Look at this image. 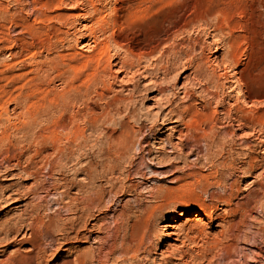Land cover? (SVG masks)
<instances>
[{
  "label": "rangeland",
  "instance_id": "rangeland-1",
  "mask_svg": "<svg viewBox=\"0 0 264 264\" xmlns=\"http://www.w3.org/2000/svg\"><path fill=\"white\" fill-rule=\"evenodd\" d=\"M34 1L33 0H0V22L5 25L4 30L7 33L10 32L11 37L13 39L19 36L26 41H31L30 34L28 33L26 34L25 29L22 28L21 26H17V24L15 23L17 21L21 22V20L26 18H28L31 22L33 21V19L35 18V11L37 12V10L33 9V7H35L38 0L36 3ZM80 1L82 2L83 0ZM98 1L100 8L102 7L100 11L101 14L99 13V15L101 16H103L104 14L108 16L110 15V12L112 14L114 5L115 6H117L118 4H120L118 6H121V4L126 5L123 2L124 0L123 1L98 0ZM173 1L146 0L142 4L143 9H149L147 11L149 15V16L147 15L148 17L154 15L156 13L155 11L160 12V18H162L161 19L162 22L166 20L165 18L166 16L168 17V13H170V11H177L179 9L176 13V17H178L176 20L178 22L176 21L175 28L174 26H172L173 28L170 29L169 33L167 35H164V37H168V39L166 38V40L163 41L162 46H164V49H167L165 50L166 51L165 54L167 53V55L163 57L165 61L168 60V63L171 64L177 60L178 61L181 60L179 61V63L183 67L180 64L179 66L180 68L182 67L183 69L179 68V70L177 69L174 70L175 73H173L172 71L171 73L168 74L169 77L167 79H169L173 85L166 91L165 94L166 95L168 94L167 97L170 98L173 101L174 105L176 106H180L179 104H183L182 106L193 104L191 105L192 107H196L197 109L204 110L203 106L207 105L209 111L217 110L219 112L218 114L220 116L219 115L218 116L220 117L221 121L217 123L216 129H218L217 130L219 132L218 138L221 140L222 143L213 146L212 149L210 150V146H207L204 141H201L199 143L193 142L190 144H188L187 141H184V144H187L184 153L188 155L181 159V157L180 158L178 157L179 153L177 152H182V151L176 150L175 153H170L171 155L170 158L166 159V156H164L163 153L164 151L162 150V146L161 144L158 143V140L160 136L165 137L169 132L167 131L166 133H162V132L154 133L152 129V121L148 120L146 115L149 114V112H152V114L159 112L161 107V100H162L160 99V97L162 98L163 96L164 98L166 95L164 96V94H161L157 91L155 92L154 89H150L146 97L144 98L138 97L139 103L141 104V105L139 104L140 114L137 118L135 117V119L133 118L131 119L133 123H136L135 129H137L136 131L138 132V133L136 132L137 142L134 143V145L132 144L131 148L128 151L129 153L127 152L128 155L126 154L125 157L126 159L123 157L124 160L123 159L119 160L121 166L117 165L116 161H112L102 156H98L96 160L90 158L91 156H88L89 158L86 156L81 160L82 163L81 162L78 163L75 159L78 155L76 153L74 155V158L72 157L71 160L69 158L68 159L64 158L67 160L62 159L64 160V162L67 161V165L66 163L64 164L63 161L59 162L57 165L58 167L56 166L58 168L57 170L55 169L56 167L55 168L53 167L51 162L49 163L48 161L46 162L47 160L46 157L48 156V158H50L52 156L51 154H53L52 153L53 149L50 147L51 143L50 142H49L50 144L47 143L45 145V148L42 149L40 148V145L35 144V142L38 135L40 136V134H47L50 131V129L52 128V122H51L53 119L52 115L57 114V116H59V112L52 114V111L50 113L46 111L33 124L30 121V119L26 117L25 114L24 117L26 118L21 117V121L27 122L25 124L24 122H22L23 123L22 126L25 128L23 130L24 132L23 134L21 132L12 137L15 146L14 147L11 146L13 152H11L10 154L15 153L18 156H20L19 160L21 161L22 166L25 165L30 170L31 169L34 170L37 167L36 170L38 169L37 171L39 173H36L35 175L26 176V173L24 174V172H20V169H16L13 171V173L15 172L17 176L15 175L11 176L12 179H10L9 177L0 176V186L3 187L9 183H14L15 187L20 189L19 190L20 193L21 191L22 192L27 191L28 190L27 188L30 186H34V187L40 185L41 186L38 189V194H35L36 196L33 194H28V195L26 194L22 196L17 195L20 198L19 201L12 202L13 201L12 200L2 204V206H0V227H4L1 224H3L4 221L9 219L10 217L17 216L18 213H20V210L25 207V204L26 205L33 204L36 205V207L38 206L37 212L40 211L39 213L41 214V216L55 215L54 217L58 218L60 215L59 217L60 220H57L56 218L57 220L56 222H59L60 224L61 223L65 224V226L68 227V229L70 230V235L71 236L75 235V236L73 237V239H71V243L63 246L62 248H60V250L56 249L55 247H53V250H49L46 256L47 258L43 262V264H64L66 261L77 260L78 257H84L85 260L88 259L85 261V264H116V261L118 259H122L124 257L121 252H118L119 249L122 248V246L129 247L130 251L125 256V260L120 262L119 264H264V242H263V238L261 237L262 233L264 232V189H261L259 186L255 189V186L254 185L252 186L253 184L252 181L256 180L257 176L261 175V177L264 178V126L262 125L259 127L258 125L255 130L256 132L254 131L250 135L244 137L241 136L243 135L244 131L243 132L240 131V133L238 131V137H239L238 138L237 136H234L233 134L229 135V133L226 132V129L228 130L230 129L231 131L237 130L236 129L237 124L234 121L227 119V117L225 116L226 115L225 113L228 112L229 107L232 106L231 108L233 109L230 110L231 112L229 111V114H232L237 110L236 107L237 96L240 94V92L238 91L239 89L236 87V83H235L236 81L234 75H236V77L237 76L242 77L244 81L247 82V85L245 83V85H243V88L245 89V91H247V94L249 96L248 104H243L242 102H240V106L246 105L247 107H251V104H255L264 112V73H263L264 72V0H175L174 2ZM83 3L85 4L81 5V8H83L81 12L87 13L88 16L83 14L84 16L83 15L82 16L84 19L81 16L76 26L62 24L64 26L63 27L64 30H67L69 32L68 37H70V39H72L76 31H78V35H81L80 31L85 33L84 30L85 26L83 27L82 25H87V24L89 25L90 23L93 24L94 22V21H90L89 19L90 16L92 15L91 5L85 1H83ZM71 5L72 3L71 4L69 3L68 6L65 5L62 11L68 13L75 12L74 9H70V8L67 9ZM134 6H136V4H134ZM155 7H157L158 9L157 8L155 9ZM84 8L86 12L84 11ZM53 22L57 25H61L60 21L56 18L53 20ZM184 25H186L187 28ZM20 28L22 29L20 30ZM174 29H177L178 31L177 30L175 31ZM97 34L100 38H103L105 35L102 31L98 32ZM26 37L28 40L25 39ZM83 37L80 38L82 41L80 40L79 43L77 44L73 43V45H70L66 41L65 44L67 46L65 44L64 45L59 44V47L57 48L53 47L54 50L52 48L40 45L38 43L39 41L35 39L34 42L36 44L34 43L35 46L32 49L37 50V56H36L37 60L36 58L31 59L30 57H28L30 56V53L28 52L27 48L22 47L19 44V42L12 40L11 38H10L11 40L9 39L10 41H6L9 42L7 44L6 42H4V44L0 42V71L3 72V73L1 72L0 74L1 77L0 84L1 85L3 84L2 86L5 87L7 91V94L4 95V99L10 102V111L13 114L16 112L21 113L22 112L21 110L25 111L29 109L30 111H33L34 106L32 104L34 102L35 105V102L38 100L41 94L40 95L38 94L39 93L37 88L38 86L30 87L31 84L28 83L27 81L28 78L30 79L31 77L42 73V70L45 65L47 67L45 66L44 70L47 71L46 73L49 72V74H46L47 77L46 75L43 76L45 79L43 78L41 80H38L39 83L41 82L40 83L41 89L42 90L48 89L49 91H51V94H54L58 91H59L58 93H62L63 91L66 90L65 86H67V83L65 82V80L62 79V76L57 75L56 70H53L52 72L48 64L49 61L56 58L59 53L63 52V54H65V57L67 58L72 56L74 52L79 53L78 55H80L81 52L87 51L88 47L86 45L88 46L92 45L93 38L85 37V36ZM67 39L69 40V38ZM53 40H55L54 37ZM84 42L86 43V45ZM164 42H167V44L169 42V44L168 45L166 43L164 44ZM176 42L178 44H176ZM172 45H175L174 46L175 48ZM62 48L63 50H61ZM180 48L182 49V51ZM47 49L49 51H47ZM176 49L178 52H180V55L176 51ZM232 51H236L238 54L237 57L238 65H236V62L234 63L233 61L234 59H232V54H233ZM15 52L16 54H14ZM70 52L72 55L70 54ZM185 55L187 58L185 57ZM172 57L175 60H173ZM23 59L24 61H22ZM164 59L162 61V64H166V62H164ZM183 60L185 61L183 62ZM189 61H191V63L193 62L194 63L191 64L189 63ZM115 67L117 66H114V68ZM40 68L42 70H40ZM6 70H8V72ZM54 71H56V73H54ZM13 72L14 74H19L20 78L16 77L17 80H15L13 78L14 76ZM20 72L23 74H21ZM35 72L37 74H35ZM252 73L254 75L257 74L255 80L253 81L251 79V76L253 75ZM225 75H227V77ZM228 75L231 76L229 77ZM81 77L77 78L74 76L73 81L75 85L79 84L78 86H80L82 84L85 75H82ZM140 77H141L140 75H137L136 78L137 81H133L132 82L133 85L130 84L129 86L133 88L135 84L138 85L141 83L140 85H142L145 80L142 77L141 78ZM158 77L160 79H162V77L165 78L164 72L158 74ZM23 82L26 85L28 84L27 87L24 86ZM63 83L65 85H63ZM19 84H21L22 86ZM225 84H227V86ZM11 85H14V87L12 88ZM121 85L122 84L118 82V84H116L114 87L121 94H126L124 90L122 91ZM129 86L128 88H130ZM9 87H11L10 90L13 91H10ZM80 88H84V84L83 86L81 85ZM32 90H35V94H33L34 96L31 95L30 93V91ZM8 91L10 93H8ZM98 91H100V88H98ZM28 92L30 94V97L29 98L26 97L23 99L24 93H28ZM94 92L95 93H93L92 90L89 94H87V96L86 95L79 96V94H76L77 92L72 91V94L68 96V103H70L69 106L70 105L73 106V108L72 106H70L66 113V116L67 114L69 115L67 116L68 122H70V119L68 117H70V115L72 116L73 113L77 112V110L80 108L79 105L81 106L82 109L83 106L84 108L85 107L87 108V110L79 109L81 110V113L83 112L82 117L84 119L85 117L92 116V114H89L91 112L94 113L93 116L95 115L96 112L97 114L100 113L101 109L99 108L98 104L100 103L101 99L98 96L99 94L98 93H97L98 95L96 94L97 91ZM188 92L190 94H188ZM19 93H21V97H22V98L18 97L19 98L18 102L20 104L16 103L11 99ZM108 93H109L108 91L105 92V100L108 98L110 99L112 97L111 95L114 94L113 92H110L109 94ZM158 95L161 96L159 97ZM69 97L70 98L72 97L73 100L72 98L70 99ZM80 97L84 98L85 100L88 97V99L86 100L87 102H85L84 99L81 101ZM96 98L99 99L96 100ZM75 99H76V103H75ZM90 99H92V101ZM88 100L91 102H89ZM38 101H40V99ZM74 104L75 105L77 104L79 108L77 106H74ZM89 105H91V107L88 108ZM51 108L52 107H49V109ZM93 110H95V112ZM70 111H72L73 113H71ZM120 115L119 114L115 115L116 120H120L123 118V114ZM138 118L141 119L143 118L144 121L139 124V122H141L142 120L138 122L139 120ZM30 124L32 125V127ZM72 125L73 124H71L70 126L72 127ZM25 126H27V128ZM138 126H140L141 128ZM30 128L32 130H30V133L26 134L25 130L27 129L28 131V129ZM39 131L40 132L42 131V133H40ZM87 135L91 137L90 135L92 134L90 133V130L87 131ZM177 135L178 133L175 134V136ZM175 136L173 137V139L177 141V139H175ZM90 141H91L89 142L90 145L88 146L86 145L85 147L87 148L86 149L84 148V150L90 151V152L87 151V153H91V150L96 151L95 149L96 148L98 149V147L101 148L100 144L95 145V143H97L95 139L90 138ZM64 143L65 144L67 143L65 138H63L62 141V144ZM160 146L161 148H159ZM168 148L170 147H168L167 145V149ZM35 155L36 156L39 155L40 157L42 155L41 158H43L45 155V157L41 159L39 156L36 157ZM227 155H229V157ZM249 155L254 156L256 159L255 161L261 164V166L258 169H256V171H253L250 175L248 172L245 173V171H243L242 169L244 163H248ZM230 156L235 157V160L237 161L235 162V168L238 166V168L241 171L238 168L236 169L231 168L230 166H228V164H224V166L220 164V161H222L225 157L230 159L231 158ZM28 160L33 161L36 167L34 166L33 162H29ZM91 160L93 161V165L95 164L94 165L95 168L91 164L92 162L89 163V161ZM15 162L16 160L12 161V163ZM73 162L74 164L75 163L76 164L73 165ZM32 163L35 168L31 166ZM77 164L78 165L83 164V167H81V165L78 166ZM111 164H113L112 167ZM87 165L89 167H87ZM192 165L193 168L196 170L197 176L189 175V173L193 171ZM75 166L76 168H74ZM77 167L91 169L88 170L92 171V176L94 177L92 176L90 177V173L88 171L80 170L79 172ZM64 168H66V171ZM53 169L55 171H53ZM62 169H64V172L62 171ZM204 174L209 175L207 176L208 178L204 179L203 178ZM36 182L39 183L37 184ZM61 182L63 185L60 184ZM64 184L67 185L66 189L63 188L65 187ZM184 187L186 188L189 187L193 189L196 194L201 195L203 199L205 198L206 202L213 205L214 208H217L219 212L221 213L228 212L227 214L225 213L226 214L225 219L227 221L232 220L235 217L234 213L237 210V208L240 209V206L237 203L238 200L240 202L245 200L247 194L249 195L248 192H251L252 189L258 193H260L259 190H261V193L263 195L261 194L260 200L263 203H260V201H258L259 204L255 202L253 205V209L255 207L256 208L254 210L252 209L253 210L252 213L250 212L247 215L246 217L247 220L245 219L243 223L239 224V234H238L239 237L235 239L236 241L234 239H231V237L229 238L227 237L228 239L224 241L225 244L228 242V243H233L235 245V248L233 249L230 255L227 254L223 244H219L216 247L211 246L213 245L211 244L212 243L211 241L213 240V236L217 234V232L221 228L218 226V224L222 221V219H217L215 221L210 220L205 215L201 205H199L196 201L193 200H190V202L188 201L187 202L188 206H186L185 209H183L182 207H184L185 203L182 202V200H180L179 195ZM58 188H62V190ZM171 189L175 190L178 196H175L174 193V195H172L173 197L169 196V198L163 200L161 195H163L165 192ZM59 190L63 192L65 191L64 193L63 192L62 193L64 196V200L67 199L65 200L66 204H64L65 201L63 200V197H61L62 194ZM238 191L239 193H237ZM9 192H11V190ZM231 193L232 194L234 193L232 195V198L230 200H225L224 199L225 196H228ZM252 196L254 197L255 195L252 194ZM71 197L73 198V200L71 199ZM97 197L98 199H95ZM92 199L95 200L94 204L88 205V203H90ZM69 200H72L74 206L72 202ZM77 200L79 201L77 202ZM84 201H86L87 203H85ZM227 201H229L230 204H228ZM83 202L85 205L86 204L87 205L85 206L84 204H82ZM79 204L80 205L82 204V207H80ZM261 204L262 206L260 208ZM66 205L70 206L71 208L68 207L70 208L68 210ZM175 209H177L174 214L175 221L170 222L174 226L169 227L166 225V220L168 219L167 217L172 216ZM57 211L59 212V214ZM86 211L89 213H86ZM194 213L202 214L203 217L200 222V225L198 226L195 225L196 227L193 226L192 230L190 231L191 233L190 236L191 237L195 236L197 238L196 239L194 237L192 239V240L196 239L195 240L196 242L195 241L192 242L190 238L188 240L187 239L188 237L185 235V233L183 234L179 230L180 225H182L183 223L184 224L190 223L193 220V218L195 217ZM47 217H45V220L49 219V217L48 218ZM235 219L238 220L239 215ZM76 221H77L76 227L78 228L75 227V231H73L74 230L73 226ZM70 222H73V224H70ZM58 229L56 230L54 229L53 234L54 236L56 234L57 237L58 236L60 237L59 233L61 231H59L58 233ZM201 229H203L205 233L208 234L209 237L208 236L206 237L204 234L199 235ZM48 239H51V237H49ZM29 247H30L29 243H24V244L7 243L5 245H1L0 264H11L12 260H16L17 255L25 254ZM75 263H77V261ZM14 264H18V262H15Z\"/></svg>",
  "mask_w": 264,
  "mask_h": 264
},
{
  "label": "bare ground",
  "instance_id": "bare-ground-1",
  "mask_svg": "<svg viewBox=\"0 0 264 264\" xmlns=\"http://www.w3.org/2000/svg\"><path fill=\"white\" fill-rule=\"evenodd\" d=\"M83 1H85V2H87V3H89L91 5V7H92V15L89 13L91 15L89 19H90V21H94V22H93V24L90 23L89 25L88 24L87 25H82L83 27L85 26L84 27L85 33L80 31L81 35H78V31H76V33H74L72 39H70V37H68L69 36V32L67 30H64V28H63L64 26L62 24H64V25H75L76 26L77 22L80 19V17L83 14L87 15V13H82L81 12V10L83 9V8H81V5L85 4V3H83ZM83 1L81 2L80 0H38V2H37V0H35L34 2L35 3L37 2V3L35 5V7H33V9L37 10V12L35 11V18L33 19V21L31 22L28 18H26V19L21 20V22L16 20L17 22L15 23V24H17V26H21L22 28H24L25 31H26V34L27 33L30 34V37H31L30 40L31 41H26L22 37H19L18 35H17L18 36L17 38L13 39L11 37L10 32L7 33L4 30L5 25L0 22V42L4 44V42L10 41L11 39L19 42V44L22 47L27 48L28 52L30 53V56H28V57H30L31 59L32 58H36V56H37V50L32 49L35 46L34 45V43H35L34 40L35 39H37L39 41L38 43L40 45L52 48L54 50L55 47L56 48L59 47V44H63L64 45L66 43V41L70 45H73V43H76V44L79 43V41L81 40L80 38H82L83 36L93 38L92 45L88 46L84 42L85 45L88 47V50L84 51V52H81L80 55H78L79 53H76V52H74V54L72 55L71 52H70V54L72 56L66 58L65 54H63V52L60 51L62 53H59L56 58H54L51 61H49L48 66H49V68H51L50 70H52V72H53V70H56L57 71V75L58 76H62V79L65 80V82L67 83V86H65L66 90L63 91L62 93H58L59 92L58 91V92H56L54 94H51V91H49L48 89L47 90H42L41 89V87H40L41 86V84H40L41 82L39 83L38 80L43 79L44 75L49 74V72L46 73L47 71L44 70L46 65L44 66L43 70L40 68V70H42V73L37 74L35 72V74H37L36 76H33L30 79L28 78V81L26 80L28 83L31 84L30 87L38 86L37 87L38 88V92H39L38 94L39 95L41 94L40 95L41 98L40 97L38 98V100L40 99V101L37 100L35 102V105H34V102L32 101L33 102L32 105L34 106V109L32 107L33 111H30L29 109L25 110V111L21 110L22 111V112L20 111L21 113L16 112V113L13 114L10 111V102H8V100L4 99V95L7 94V91H6L5 87L2 86L3 84L2 85L0 84V158H1L0 159V176L9 177L10 179H12L11 176H14V175L17 176L15 174V172L13 173V171L16 170V169H20V172H24V174L26 173V176L35 175L36 173H39L37 171L38 169L36 170L37 167H36L35 163L33 161H30L32 159H30L28 161L34 163V166L36 168L33 166V163L31 165V166H33L35 168L34 170L33 169H31V170L28 169L27 166H25L24 164H23L24 166H22L21 161L19 160L20 156H18L15 153H13V154H10V153L13 152V150L11 148L15 146V143L13 142L12 137L14 135H16V134L21 133V132L23 134V132H24L23 130L25 128L22 126L23 125L22 122H24V124L27 123L26 121H21V117L22 118H26V117L29 118L30 121L33 124L46 111H48L49 113L52 111V114H55L56 112L57 113L59 112V116H57V114H55L56 116L52 115V118H53L52 121H51L52 122V128L50 127L51 129H50V131L47 134H40V133H42V131L41 132L39 131L40 133L39 132L38 133L40 134V136L39 135L37 136L35 144L40 145V148L44 149L45 145L47 143H49V142L51 143L50 147L53 149V152H52L53 154H51L52 156L50 158H48V156L46 157L47 158L46 162L47 161H48V163L51 162V164L53 165L54 168L58 165L59 162H62V161H63L64 164L66 163V165H67V161L64 162V160H67L68 158L71 160L72 157L74 158V155L76 153L78 155H77V157L75 159H76V161L78 163H80V162L82 163L81 160L83 158H85L86 156L87 157L91 156L90 158H92L94 160H96V158H98V156H102V157L108 158V159H110L112 161H116L117 163L116 162L115 163L117 165H120L121 163L119 162V160L123 159V157L125 158L126 154L128 155V153H129L128 151L131 148L132 144L134 145V143L137 142L136 141V132H137L136 130L137 129H135V126H136L135 124L136 123H133L131 121V119L132 118L135 119V117L137 118L139 116V114H140V105L141 104L139 103L138 97H140V98L141 97L142 98L146 97V95H147V93H148V91L150 89H154L155 92L157 91V92H159L161 94H164V96H165L166 95L165 94L166 91L170 87H172V85H173L172 82L169 79H167L169 77L168 74L171 73L172 71H173V73H175L174 70H176V69L179 70V68H180L179 61H181V60H179V61L177 60L178 62L175 61V62H173L171 64L168 63V60L165 61V59L163 57L165 55H167V53L165 54V52H166L165 50H167V49H164V46H162V43H163L164 40H166V38L168 39V37H164V35H167L169 33L170 29L173 28L172 26H174V28H175L176 21H177L176 19L178 18V17H176V13H177V11L179 9L177 11H170V13H168V17L166 16V18H165L166 20L164 22H162V20H161L162 18H160V12L155 11L156 13L154 14V11H153L154 15L148 17L149 15H148L147 11L149 9H143L142 8V4L146 0H124V1L121 0L126 5H122V4H121V6H118L120 4H118L117 6L114 5V8L112 7L113 10L110 8L112 10V14L110 12V15H108V16L106 14H104V13L103 14L105 16L104 15L103 16L99 15L102 7L100 8L98 0H83ZM69 3L70 4L72 3V5L70 7H68L67 9H69V8L70 9H74L75 12L68 13V12H63L62 11L64 6L65 5L68 6ZM134 4H136V6H134ZM148 6H149V4H148ZM157 7H155V9ZM159 8H162V7H159ZM110 9H109V11H110ZM84 11L86 12L85 8H84ZM102 11H104V10H102ZM32 13H34V12H32ZM83 16H82V18H83ZM55 18L60 21L61 25H57V24H55L53 22V20ZM186 25H184V26H186ZM22 28H20V30ZM176 28H177V26H176ZM186 28H187V26H186ZM73 30H72V33H73ZM174 30L176 31L177 29H174ZM100 31H102L105 34L103 38H100L98 36V34H97ZM53 35H55V36H53ZM22 36H25V35H22ZM30 37H28V38H30ZM53 37L55 38V40H53ZM67 38H69V40ZM25 39H27V37ZM87 42H88V40H87ZM7 43H9V42H6V44ZM165 43L167 44V42H164V44ZM16 44H18V43H16ZM168 44H169V42H168ZM176 44H178V43L176 42ZM81 46H84V45H81ZM172 46L174 47L175 45H172ZM172 46H171V49H172ZM17 47H18V45H17ZM80 48H82V47H80ZM48 49H47V51H49ZM73 49H75V48H73ZM61 50H63V48ZM176 51H177V49H176ZM181 51H182V49H181ZM167 52H169V51H167ZM232 52H233L232 59H234L233 60L234 63L236 62V65H238V59H237L238 54H237L236 51H232ZM25 53H23V54H25ZM169 53H171V52H169ZM178 53L180 55V52H178ZM14 54H16V52ZM185 57H186V55H185ZM116 59H118V60H116ZM163 59H164V62H166V64H162ZM36 60H37V58H36ZM173 60H175V59L173 58ZM22 61H24V59ZM184 61L185 60H183V62ZM191 61H189V63H191ZM47 62H48V59H47ZM240 62H241V60H240ZM193 63H191V64H193ZM196 65H197V63H196ZM114 66H117V67L114 68ZM200 70H201V68H200ZM6 71L8 72V70H6ZM56 71H54V73H56ZM1 72L2 71H0V74H1ZM161 72H164L165 78L162 77V79H160L158 77V74H160ZM257 73H258V71H257ZM21 74H23V73H21ZM13 75H14L13 78L15 80H17L16 77L20 78L19 74H14V72H13ZM82 75H85V78L83 79V81L81 80L82 81L81 85L83 86V84H84V88H80L81 85L78 86L79 84L75 85L74 81H73L74 76L77 77V78H80ZM137 75H140L145 81H144V83L142 85H140L141 83L138 84V85L135 84L134 87L131 88L129 85L132 84L133 81H137L136 80ZM225 76L227 77V75H225ZM256 76H257V74H255V75L253 74L251 76L252 81L255 80ZM46 77H47V75H46ZM234 77H235V81H236L235 82L236 83V87L239 89V90L238 89L237 90L240 92V94L237 96V103L235 102L237 110L234 113L229 114V111L233 110L231 108L232 106L230 105L231 107H229V110H228V112L225 113L226 114L225 116L227 117V119H230V120L234 121L237 124V128H236L237 130L231 131L230 129L229 130L226 129V132L229 133V135L233 134L234 136L238 137V131H239V133H240V131H242V132L244 131L243 135H241V136L244 137V136H248L251 133H253L256 130V127L258 125H259V127L262 126V125L264 126V112L259 107H257L255 104H251V107H247L246 105H241L240 106V102H242L243 104H248V97L249 96L247 94V91H245V89L243 88V85H245V83L247 85V82H245L242 77H238V76L236 77V75H234ZM185 78H187V77H185ZM217 79H219V78H217ZM230 79H233V78H230ZM29 80H31V81H29ZM59 80H60V78H59ZM63 80H62V82H63ZM0 81H1V77H0ZM47 82H48V80H47ZM118 82H120L122 84L121 85L122 86V91L124 90L126 92V94H121L120 92H118V90L115 89L114 86L116 84H118ZM218 82H219V80H218ZM23 84H24V82H23ZM76 84H77V82H76ZM216 84H217V82H216ZM19 85H21V84H19ZM27 85L24 84V86H26V87H27ZM63 85H65V84L63 83ZM225 85L227 86V84H225ZM228 85H229V83H228ZM11 86H12V88L14 87V85H11ZM128 86L131 89L128 88ZM65 87H63V88H65ZM10 88L11 87H9V90H10ZM98 88H100V91H98ZM245 88H247V87H245ZM21 90H22V88H21ZM92 90H93V93H95L94 91H97L96 94L98 93L99 95L98 94L97 95L101 99L100 103L98 104L99 108L101 109L100 113L97 114V112H96L95 115L93 116L94 113H92V112L89 113L88 112L89 114H92V116L85 117V119H84L82 117V115H83L82 113L83 112L81 113V110H79V109H82L81 106L79 105V107H80L79 108L77 106V104L76 105L74 104V106H77L79 109L77 110V112L75 111L76 113H73L72 111H70L71 113H73V115L72 116L70 115V117H68L70 119V122H68L67 121V116H69V115L67 114V116H66V113L68 111V108L70 106H72V105L69 106L70 103H68V96L72 94V91L77 92L76 94H79V96L80 95H82V96L86 95L87 96V94H89ZM10 91H13V90H10ZM107 91L109 93L113 92L114 94L111 95L112 97L110 99L108 98V99L105 100V92H107ZM238 91H237V93H238ZM8 93H10V92L8 91ZM30 93H31V95L35 94V90L30 91ZM175 93H177V92H175ZM183 93H185V92H183ZM188 94H190V93L188 92ZM167 95L164 98H163V96L161 98L160 97L161 95L160 96L158 95L160 97V99H162L161 100V107H160L159 112L152 114V112L148 111L149 114H146L147 115V119L152 121V129H153L154 133H157V132L166 133L167 131L169 132L165 137H161L160 136L159 140H158V143L161 144V146H162V150L164 151L163 153H164V156H166V159L170 158V156H171L170 153H175L176 150L177 151H179V150L182 151V152H177V153H179L178 154L179 158L181 157V159H182L185 156H187L188 154L184 153L185 149L187 147V144H184V141H187L188 144L193 143V142H198L199 143L201 141H204L207 146H210V150L212 149L213 146L219 145V144L222 143L221 140L218 138V135H219L218 134L219 132L217 131L218 129H216L217 123L221 121L220 117H219L220 115L218 114L219 112L217 110H214V111L210 110L209 111L207 105L203 106L204 110H200V109H197L196 107H192L191 105H193V104L190 105L189 103H187L189 105H186V106L185 105L182 106L183 104H179L180 106H176V105H174L173 101L170 98L167 97ZM18 97H21V93L15 95L11 99L13 101H15L16 103L20 104L18 102V99H19ZM26 97L27 98L30 97L29 92L28 93H24L23 99L26 98ZM88 97L86 98V100L88 99ZM11 99H9V100H11ZM35 99H36V97H35ZM83 99L84 98H81V101ZM98 99L96 98V100H98ZM72 100H73V98H72ZM86 100H85V102H87ZM90 100L92 101V99H90ZM179 100H180V98H179ZM193 100H194V98H193ZM91 101H89V102H91ZM95 101H93V102H95ZM75 103H76V99H75ZM163 104L166 105V106H164ZM32 105H29V106H32ZM95 105H96V103H95ZM82 106H83V104H82ZM49 107H52V108L49 109ZM89 107H91V105H89L88 108ZM72 108H73V106H72ZM85 108L83 106L82 110H87V108L86 109ZM226 108H228V107H226ZM90 111H92V110H90ZM93 111L95 112V110H93ZM25 114H26V117H24ZM116 114H119V115L123 114V118L120 119V120H116V118H115ZM120 117H121V115H120ZM138 119H139L138 122L142 120L141 122H139V124L144 121L143 118L142 119L138 118ZM69 123L73 124L72 127L70 126L71 124H69ZM27 126H25V127L27 128ZM31 127H32V125H31ZM138 127H140V126H138ZM47 129H49V128H47ZM30 130H32V129L30 128V129H28V131L26 129L25 130L26 134L30 133ZM88 130H90V133L92 135H94V136L90 135L91 137H89L87 135V131ZM249 130H250V132H249ZM176 133H178L177 136H175ZM28 136H29V134H28ZM174 136H175V139H177V141L173 139ZM63 138H65L66 141H67L66 144L64 143L65 146H64V144H62ZM90 138L91 139H95V141L97 142V143H95V145L96 144H100L101 148L98 147V149L100 148L99 150L96 148L95 149L96 151L91 150V153H87V151H89V150L86 151V150H84V148L86 149L87 147H85V146L86 145L87 146L90 145L89 142L93 141V140L90 141ZM235 141H236V139H235ZM167 145L170 148L167 149ZM161 146L159 148H161ZM39 152H41V151H39ZM42 153H43V150H42ZM219 154H221V153H219ZM245 154H246V152H245ZM221 155H223V154H221ZM38 156L39 155H37L36 157H38ZM159 156H161V155H159ZM227 156L229 157V155H227ZM41 157H42V155H41ZM44 157H45V155H44ZM43 158H41V159H43ZM64 158H67V159H64ZM62 159H64V160H62ZM13 160H16V162L12 163ZM255 160L256 159H255L254 156L249 155L248 163H244L243 168H242L243 171H245V173L248 172L249 175H250L253 171H256V169H258L261 166V164L259 162H256ZM44 161H45V159H44ZM118 162H119V164H118ZM235 162H237L235 160V157H231L230 159L225 157L222 161H220V164L222 166H224V164H228V166H230L231 168L236 169V168H238V166L235 168ZM89 163H91L93 165V161L92 160L89 161ZM44 164H45V162H44ZM75 164L73 162V165H75ZM212 164H213V162H212ZM70 165H72V164H70ZM70 165H68V166H70ZM80 165H81V167H83V164H80ZM80 165H78V166H80ZM94 165H93V167L95 168ZM112 165L113 164H111V167H112ZM96 166H97V164H96ZM28 167H30V166H28ZM38 167H39V165H38ZM57 167L55 169L58 170ZM63 167H65V166H63ZM81 167H79V168L77 167L79 172H80V170H82V171L85 170V171H88L90 173V177L92 176V171H89L91 169L88 168L89 169L88 170L87 168L85 169V168H81ZM87 167H89V166L87 165ZM51 168H52V166H51ZM74 168H76V166ZM192 168H193V165H192ZM64 169L66 171V168H64ZM64 169H62L63 172H64ZM39 170H40V168H39ZM53 171H55V170L53 169ZM74 172H76V171H74ZM74 174H77V173H74ZM189 175H191V176L192 175H196V170L193 168V171L191 173H189ZM196 176H195V178H196ZM207 176H209V175H205L204 174L203 178L206 179V178H208ZM92 177H94V176H92ZM72 182H74V181H72ZM252 183H253L252 186L254 185L255 189L258 186L261 189H264V178L261 177V175L257 176L256 180H253ZM60 184L63 185L62 182ZM40 186H35V187L34 186H30V187L27 188L28 189L27 191H25V192L21 191V193H23V194H21L19 192L20 189L16 188L14 183H9V184H7L6 186H3V187L0 186V206H2L3 203H6L8 201H12V200H13L12 202L19 201L20 198L17 195H21L22 196V195H26V194L27 195L28 194H33V195L38 194V189H39ZM66 186L67 185H65V187H63V188L66 189ZM82 187H84V186H82ZM181 187H183V186H181ZM58 189L62 190V188H58ZM10 190H11V192H9ZM236 190H238V189H236ZM258 190H259V188H258ZM254 191L255 190L252 189L251 192H248L249 195L247 194V196L245 197V200H243L241 202L239 200L237 201V203L240 206V209L237 208V210L234 213L235 217L232 220L228 219L229 221H227L225 219L226 218L225 215L228 212H225L226 214L219 212L217 208H214L213 205L207 203L205 198L203 199V197L201 195L196 194L195 191L193 189L189 188V187L188 188H186V187L183 188V190L181 191V193L179 195L180 196L179 198H180V200H182V202L185 203L184 207H182L183 209H185V207L188 206V204H187L188 201L190 202V200H193V201H196L199 205H201L205 215L210 220L215 221L217 219H222V221L218 224V226L221 227V228L219 229L217 234H215L213 236V240L211 241L212 243L211 242L210 243L213 244V245H211L212 247H216L219 244H223L227 254L230 255L232 253L233 249L235 248V245L233 243H228V242L225 244L224 241H226L229 237H231V239H234V240L237 239L239 237V235H238L239 234V224L243 223L245 221V219L247 220V218H246L247 215L250 212L252 213V211L256 208L255 207L253 209L254 203L257 202L259 204L258 201H260V203H263L260 200L261 199V194H262L261 190H259L260 193H258L256 191L254 193ZM60 192L62 194V195L61 194L60 195H61V197H63V200H64L63 193L65 191L64 192L60 191ZM174 193H175V196H178V194H176L175 190L171 189V190L165 192L163 195H161V197H162L163 200L164 199L166 200V198H169V196L174 195ZM234 193H235V191H234ZM237 193H239V191ZM233 194L231 193L228 196H225L224 199L225 200H230L232 198ZM252 194H254L255 196L253 197ZM214 197H215V195H214ZM71 199L73 200L72 197H71ZM95 199H98V197L95 198ZM65 200H67V199H65ZM72 200H69V201L72 202ZM78 201L79 200H77V202ZM86 201H87V199H86ZM86 201H84V202L87 203ZM84 202L82 204H84ZM94 202H95V200L92 199L91 202L88 203V205H92V204H94ZM227 203L230 204L229 201H227ZM64 204H66V201H65ZM72 204L74 206L73 202H72ZM82 204L81 205L79 204L80 207H82ZM68 205H70V204H68ZM70 206H72V205H70ZM70 206L66 205L67 208L70 207ZM261 206H262V204L260 205V208H261ZM70 208H68V210ZM37 210H38V206L36 207V205H33V204L32 205H30V204L26 205L25 204V207L20 210V213H18L17 216L10 217L6 221H4L3 224H1L4 227H0V246L1 245H5L7 243L8 244H12V243H19V244L20 243L21 244L22 243L23 244L24 243H29L30 244V247L28 248L27 252L25 254L17 255L16 256V260H12L11 264H14L15 262H18V264H43V262L47 258L46 256H47V252L49 250H53V247H55L56 249L60 250V248H62L63 246L71 243V239H73V237L75 236V235L74 236L70 235V230L68 229V227L65 226V224H62V223L60 224L59 222H56L57 220H60L59 219L60 215H59L58 218L54 217L55 215L54 216L47 215L49 217V219L45 220V217H47V216L46 215L45 216L42 215V216H44V217H42L41 214L39 213L40 211L37 212ZM176 210L177 209L174 210L172 216L167 217L168 219L166 220V225L169 226V227H173L174 226L170 222H174L175 221L174 214H175ZM54 212H56V211H54ZM86 213H89V212L86 211ZM58 214H59V212H58ZM194 215H195V217L193 218V220L190 223H185V224L183 223L179 227V230L183 234L185 233V235L188 237L187 238L188 240H189V238L192 240L195 237V236L194 237L190 236V234H191L190 231L192 230L193 226L200 225V222H201V220L203 218L202 214L194 213ZM238 215H239V219L236 220L235 218ZM56 218H57V220H56ZM76 223H77V221L75 222V224L73 226V228H74L73 231H75V227L77 226ZM70 224H73V222H70ZM76 228H78V227H76ZM54 229L55 230L58 229V233H59V231H61L59 233L60 237L59 236L57 237L56 234L54 236V234H53ZM200 231L201 232H200L199 235L204 234L206 237L208 236V234H206L203 229H201ZM20 235H21V237H20ZM49 237H51V239H48ZM261 237L263 238V242H264V232L262 233ZM196 239L192 240V242L195 241ZM129 251H130L129 247H127V246L123 247L122 246V248H120L118 252H121L124 257L122 256L123 257L122 259H118L116 261V264H119L120 262L124 261L125 260V256L129 253ZM86 260H88V259H86ZM86 260H85L84 257H78L77 260L66 261L64 264H72V263H74V264H85ZM76 261H77V263H75Z\"/></svg>",
  "mask_w": 264,
  "mask_h": 264
}]
</instances>
